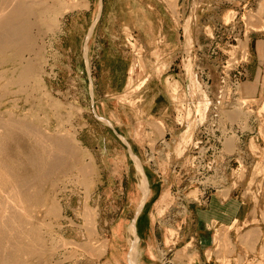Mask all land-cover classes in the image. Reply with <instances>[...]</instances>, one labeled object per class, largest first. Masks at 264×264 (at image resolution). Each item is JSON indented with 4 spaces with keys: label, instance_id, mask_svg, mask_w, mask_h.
I'll return each instance as SVG.
<instances>
[{
    "label": "rangeland",
    "instance_id": "1",
    "mask_svg": "<svg viewBox=\"0 0 264 264\" xmlns=\"http://www.w3.org/2000/svg\"><path fill=\"white\" fill-rule=\"evenodd\" d=\"M63 1L69 11L58 29L32 31L29 47L41 82H32L29 92L3 99L7 105L9 99L17 100L11 105L20 106L26 122L43 128L47 137L68 134L65 137L75 151L68 161L65 155L66 159L60 157L64 160L59 174L52 177L55 187L51 183L44 188L53 199L47 197L46 205L40 207L44 210L49 205V211L33 214L37 222H43L47 256L42 264H131L134 223L138 254L132 255L133 264H194L180 254L173 259L172 251L181 253L201 245L218 247L221 253L208 257H216L219 264H232L237 255L238 264H264V10L260 7L264 0ZM184 43L187 51H183ZM258 51L261 62L256 58ZM189 54L202 91L195 97L191 94L189 103L185 99L189 91L178 88L177 94L185 95L177 110L178 123L172 121L170 129L165 125L160 132L153 127L162 121L147 115L143 101L159 95L164 81L181 80ZM241 57L250 79L242 80L238 93L228 85L227 104L215 117L222 73L236 67ZM89 75L97 93L89 92ZM130 78L134 86L145 81L146 85L132 93ZM204 93L209 104L204 121L193 130L190 144L183 145L187 107L196 116L207 99ZM218 137L224 139L223 147ZM211 147L218 152L213 154ZM177 149L181 154L173 155ZM142 176L147 178L150 194L137 217L144 198ZM212 199L249 201L253 217L243 230L239 226L220 229L213 223L202 244L198 212L208 210ZM88 212H96L94 223L85 217ZM111 242L119 247L121 263L114 261L110 247L101 253ZM23 260L35 264L32 259Z\"/></svg>",
    "mask_w": 264,
    "mask_h": 264
},
{
    "label": "bare ground",
    "instance_id": "2",
    "mask_svg": "<svg viewBox=\"0 0 264 264\" xmlns=\"http://www.w3.org/2000/svg\"><path fill=\"white\" fill-rule=\"evenodd\" d=\"M260 7L264 10V1ZM260 10L261 9H259V11ZM68 11L69 7L66 6L65 1L63 0H0V194H2L1 196L3 197H0L2 198L0 200V264H23V262H27L23 260L24 258H27V260L32 259L35 264L43 263L45 256H47V247L45 248L46 244H44L45 241L41 229L43 222H37L35 215H38L40 212L42 213L49 208V205H47V207H44L46 209H41L42 203L45 202L46 205V200L49 198L47 196L48 194H46L47 192H44V188L46 189V186L51 183L52 185L56 183L54 180L53 183L52 177L54 178V175L59 172V164L61 163V160L67 158L65 161H68L67 156L74 158L72 157V152L74 150L73 147H71L72 144L70 145V141H68L69 139L65 137L68 134L66 135L64 133V137H62V135H60V137H47V135L44 134L45 132L41 130L43 128L40 126V129L34 127V125H32L33 122H30L31 124H29V121L28 123L26 122L27 119L25 117L27 116L19 110L20 106L11 105L17 100L15 101V99H13V101H11L9 99L8 101L11 103H9L10 105L5 104L3 101L5 97L12 98L14 93H26L31 87L32 82L34 84H38L39 81L41 82V78H37L39 77L37 76L39 65L32 59L31 49L29 47L32 43V31L36 27L48 28L50 30L58 29L60 26V20ZM253 18H255V16H253ZM137 24L139 25L140 23L137 21ZM142 65V63H139V66ZM136 66L138 65L136 64ZM132 78L128 81V87L129 89L131 88L132 93L139 91L143 87L142 85H146L145 81L142 82L141 86L138 84L140 87L137 85L134 86L135 84L133 83ZM189 83H192L189 97H191V94L195 97L199 93V90L202 91V88L198 85L195 77L189 81ZM16 87H20V90L18 89L19 91H15L14 89ZM128 94L126 95L128 96ZM204 94L205 97H207L206 93ZM203 100L204 102H201L198 107L196 116L195 113H193V110L187 107L188 110L185 115L187 116L186 122L188 131L183 136V145L185 142L190 144L189 140L193 130L195 131L197 125L204 121L205 111L208 108V103L205 101H208V97ZM15 105H17V103ZM188 105L189 103L187 106ZM154 123L155 122H153V124ZM155 124H157L156 127H153L152 125L150 126L153 128L165 129V124L163 122H156ZM160 129L159 131L162 132ZM163 134L162 136H165V134ZM191 139H193V137ZM180 152L181 150L178 149L177 154H181ZM64 155L66 158H64ZM61 156H63L62 158L64 159L61 158L60 160ZM135 159L139 162L136 157ZM63 163L64 162L62 161V164ZM139 167L140 172L143 173L142 167ZM85 174L87 175L86 172ZM142 177V182H144V186L142 185L144 187V198L141 201L139 209H141L150 194L148 181L145 176ZM84 179H86V177ZM38 206H41L39 208L40 211L39 209L38 211L36 210ZM34 208L37 212L34 211ZM52 208L56 210L59 207ZM52 208L50 207V209ZM32 210L34 212H32ZM55 210L51 211L55 214L57 212H55ZM48 211L46 210L45 212L47 213ZM89 212L85 217L91 223L95 220L94 218H96V212L93 213L94 215ZM158 215H163V208L158 211ZM40 216L38 217L39 219L41 218ZM87 222L85 221V223ZM85 225H88V228H90V224ZM93 225L94 224H92V226ZM132 227L131 231L136 240L132 242L129 255L131 264H133L132 255H134L135 258L138 254L135 249L138 243L135 223ZM94 229L95 227L93 226L91 231L94 232ZM91 235L93 236L95 234ZM7 245L10 246L8 247ZM83 245L86 246V244ZM105 247V250L101 249L103 251H101V253H106L107 247H110L111 256L114 258V261H120L121 263L122 254H119V247L115 242H111V244L107 243ZM85 250L90 252V249ZM101 253H99V255ZM94 255L95 254L93 253V256ZM81 256H83V254ZM29 263L30 262H28V264Z\"/></svg>",
    "mask_w": 264,
    "mask_h": 264
},
{
    "label": "crops",
    "instance_id": "3",
    "mask_svg": "<svg viewBox=\"0 0 264 264\" xmlns=\"http://www.w3.org/2000/svg\"><path fill=\"white\" fill-rule=\"evenodd\" d=\"M239 1H243V0H239ZM153 12L157 13L155 9L153 10ZM191 26L192 25L190 22L189 25L186 26V28L190 29ZM136 27L137 28L140 27V29H141V27H142L141 23L139 25H136ZM187 41H186V43H187ZM186 43H184L185 49L183 47V51L184 50L187 51ZM177 46H178V44L175 42L174 45L172 46V48H174V50H175V48ZM191 49H192V42H191V48L189 50L191 51ZM188 58H190V54L187 57V59L184 60L185 62L183 61L185 72L180 77L181 80L177 81V78H176L175 82L171 81V80H168L166 82L164 81L162 84L163 91H160L159 95L155 96L150 101H147L148 99H144V101H143L145 110L149 109V113H147V115H152V117L159 119V121H162L166 125V127H168L169 129L171 128V126L173 124L177 125V123H178V121H177V110L179 109L180 102L185 97V95H178L177 89L184 86L189 91L188 94H190V91H191L190 89H191L192 83H189V81H191L194 77H195L197 83L199 84L196 75H194L193 71H192V65H191L192 62L191 61L188 62L189 61ZM191 58L193 59L192 52H191ZM256 58H257L258 62H261L262 58H263L262 53L258 51ZM88 65H89V63L87 62V66ZM189 66H190V68H189ZM247 74H248V80H249L250 79V72H249L248 68H247ZM89 77H90V83H89V89L90 90H89V92L91 94L97 93L95 81H93V78L91 75H89ZM248 80H247V82H248ZM251 83L255 84L256 82H251ZM179 94H180V92H179ZM185 99L187 100V102H189L192 98L191 97H185ZM172 121H173V124H172ZM177 150H176V152L174 151L173 155L177 156ZM249 156H251V154H249ZM139 157H141V155H139ZM221 201L222 202H220L218 199H215V200L212 199V201L210 202V206H209L208 210H206V211H203V210L200 211L199 210V212H202L201 215L198 212L197 230H198V233L201 234V236H200L201 242L200 243H202V244H203L204 239L206 240L209 237L210 228H212L213 223H216V227H218V225H220V227H219L220 229H223L226 227L231 228V227L239 226L243 230V227H242L243 224L246 221H249L250 219H252V217H253V213L251 210L252 209L251 203L249 201L240 202V201H236L234 199H231V200H224L223 199ZM205 214H209V215H205ZM203 216H206V217H203ZM187 221H188V219H187ZM237 238H239V236H237ZM184 249H185V253H184V251H181V253L179 251H177V252H179V253H177L173 250L172 251L173 259H176V257H178V255L180 254L181 257L186 262H187L188 258H192L195 262L194 264H219L216 257H212L211 260L208 257L209 253H211V254L221 253V252H219L217 246L211 247L209 245H201L200 247L192 246V247H187ZM224 252H225V250H223L222 253H224ZM239 254H243V247H240ZM239 258H240V256H238V255L234 256V258L232 259V262H233L232 264H238L237 262H238Z\"/></svg>",
    "mask_w": 264,
    "mask_h": 264
},
{
    "label": "built area",
    "instance_id": "4",
    "mask_svg": "<svg viewBox=\"0 0 264 264\" xmlns=\"http://www.w3.org/2000/svg\"><path fill=\"white\" fill-rule=\"evenodd\" d=\"M237 42V39L235 40ZM246 61L241 57L238 62H236V67L230 69L229 71H223L221 80H220V86L218 91L217 100L215 101L214 105V112L215 117L220 116V110L224 107L227 103H225V95L227 93V87L229 84H231V89L233 91L239 92V88L243 84L242 80L246 79L248 77L247 71L244 69V64ZM243 64V65H242ZM242 65V66H241ZM209 87L205 88V92L209 93ZM212 103H210V109H211ZM209 107V104H208ZM218 142L221 144V147H223L224 139L222 137L216 138ZM221 140V141H220ZM218 149L216 147H211L210 151L214 153H217Z\"/></svg>",
    "mask_w": 264,
    "mask_h": 264
},
{
    "label": "water",
    "instance_id": "5",
    "mask_svg": "<svg viewBox=\"0 0 264 264\" xmlns=\"http://www.w3.org/2000/svg\"><path fill=\"white\" fill-rule=\"evenodd\" d=\"M86 60H87V62H88V58H87V56H86ZM123 139L125 140V138L123 137ZM147 179V178H146ZM147 201V200H146ZM144 205V204H143ZM143 207V206H142ZM142 207H141V209H139L138 210V212H137V217H138V215L140 214V212H141V210H142ZM136 220H137V218H136Z\"/></svg>",
    "mask_w": 264,
    "mask_h": 264
}]
</instances>
